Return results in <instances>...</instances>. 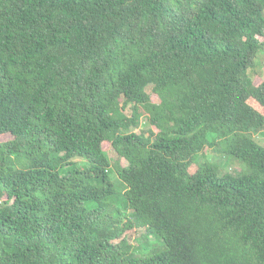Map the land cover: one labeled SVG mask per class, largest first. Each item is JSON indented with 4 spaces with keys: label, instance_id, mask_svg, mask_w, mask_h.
<instances>
[{
    "label": "trees",
    "instance_id": "16d2710c",
    "mask_svg": "<svg viewBox=\"0 0 264 264\" xmlns=\"http://www.w3.org/2000/svg\"><path fill=\"white\" fill-rule=\"evenodd\" d=\"M260 50L264 0H0V264H264Z\"/></svg>",
    "mask_w": 264,
    "mask_h": 264
},
{
    "label": "rangeland",
    "instance_id": "374dc122",
    "mask_svg": "<svg viewBox=\"0 0 264 264\" xmlns=\"http://www.w3.org/2000/svg\"><path fill=\"white\" fill-rule=\"evenodd\" d=\"M260 39L263 40L262 38H260ZM249 73H250L252 79L256 83L260 82L264 78V51L260 50L258 52L257 57L255 58L254 67H252L249 70ZM151 99L153 102L159 101V98L154 93L151 94ZM126 113H129V109L126 111ZM149 128L155 130L154 127L148 126V123L146 122L145 117H142L141 129L147 130ZM136 131L139 132L140 131L139 128H137ZM253 136L259 142L264 144V128L253 133ZM11 138H12V136L10 134L0 135V141L1 142L8 141ZM103 147L106 150V152H107V154L111 160L112 166H115L116 164H119V163L122 166L127 164V162L124 159H121L116 155V153L114 152V150L112 149V147L108 143H104ZM207 152H208V157L211 160L216 161V163L218 164L220 174H223L225 172L236 173V172H238V170H240L242 168V165L240 163L233 161L230 158H226V156L223 155L222 153H217L213 149H210ZM200 158L201 157H199V159L197 160L198 163L201 161ZM197 162L195 165H193L190 168V173H193L197 169V164H198ZM110 171L112 172L111 176H112V179H113V182L115 183V185H117V187L120 188V190H124V186H123L122 182L120 181V179L118 178V176L113 172V168H110ZM139 234H140L139 232L138 233H132L130 237H132V238L137 237Z\"/></svg>",
    "mask_w": 264,
    "mask_h": 264
}]
</instances>
